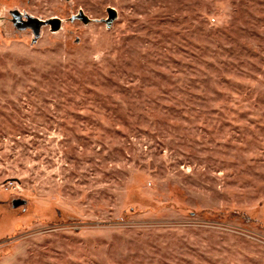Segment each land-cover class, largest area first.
Wrapping results in <instances>:
<instances>
[{"label": "rangeland", "instance_id": "374dc122", "mask_svg": "<svg viewBox=\"0 0 264 264\" xmlns=\"http://www.w3.org/2000/svg\"><path fill=\"white\" fill-rule=\"evenodd\" d=\"M0 264H264V0H0Z\"/></svg>", "mask_w": 264, "mask_h": 264}, {"label": "water", "instance_id": "95a60500", "mask_svg": "<svg viewBox=\"0 0 264 264\" xmlns=\"http://www.w3.org/2000/svg\"><path fill=\"white\" fill-rule=\"evenodd\" d=\"M15 16L19 22L20 28L22 29H26L28 27L32 28L36 36L40 35V30L43 26L49 25L53 31H58L62 26V19L59 17H54L47 20L28 17L27 20H24L20 14H16ZM82 17L86 18L85 15H83ZM116 18H117V10L114 7H109L108 18H106L105 20L107 25L111 26L112 23L116 20ZM24 203H26V201L19 200L15 202L14 206H19Z\"/></svg>", "mask_w": 264, "mask_h": 264}, {"label": "built area", "instance_id": "2783aa9c", "mask_svg": "<svg viewBox=\"0 0 264 264\" xmlns=\"http://www.w3.org/2000/svg\"><path fill=\"white\" fill-rule=\"evenodd\" d=\"M5 190L9 191V192H13L17 190V185L14 181H9L6 186H5Z\"/></svg>", "mask_w": 264, "mask_h": 264}]
</instances>
